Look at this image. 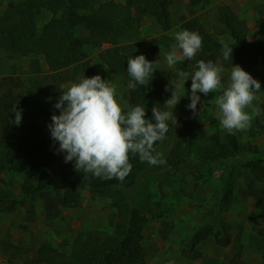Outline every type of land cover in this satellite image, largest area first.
I'll return each instance as SVG.
<instances>
[{
	"label": "trees",
	"instance_id": "trees-1",
	"mask_svg": "<svg viewBox=\"0 0 264 264\" xmlns=\"http://www.w3.org/2000/svg\"><path fill=\"white\" fill-rule=\"evenodd\" d=\"M173 0H113L96 7V0H20L10 1L0 8V49L10 56L43 55L55 82L66 83L72 78L71 64L80 62L81 77L96 75L92 60L86 47H104L99 52L100 60L107 69L119 76L128 90L133 106L141 105L147 109L146 118H152V109H164L168 99L165 89L159 84L158 71L147 87L138 85L136 90L128 88L130 77L127 61L138 55H145L149 61H156L157 49L147 41L140 40L142 17L135 14L138 8L155 19L163 28L173 26L171 5ZM219 22L224 28L214 35L202 32V49L189 62L197 65L208 55L223 58V45L233 48L232 63L248 65L258 60L264 63V38L249 39L246 22L239 18L230 6L219 8ZM43 12L51 13L50 19L39 27L37 21ZM259 20L264 27V0L258 9ZM79 26L86 33L79 36ZM227 35L230 41L220 36ZM137 40L132 56L123 53V41ZM231 60V59H229ZM157 68V66L155 65ZM253 77L264 87V71ZM15 82L0 96V177L5 172H20L27 177L22 185V195L11 196L0 186V214L13 211L20 198H33L45 190H52L63 208L74 205L79 191L87 189L93 200L109 198L115 209L117 222L112 234L107 235L76 259H58V250L50 244H42L32 258L33 264H147L143 244L146 215L134 205L132 194L143 183L145 177L155 171L180 174L185 170L196 169L197 179L204 182L217 178L222 183L218 211L211 212L208 220L194 231L185 241V256L194 258L200 243L213 237L218 244L227 247L232 242L223 213L230 207L234 196L232 163L240 155L259 153L258 147L244 143L233 133H212L201 136V125L197 119H182L178 136L172 144L163 164L151 165L141 162L138 155L130 157L131 172L123 181L96 178L91 173L75 170H55L51 167L54 151L50 131L37 122L26 121L25 97L18 96ZM16 105L22 109V121L13 123ZM261 114L255 115L251 131L264 134V103ZM173 125L162 141H157L155 149L173 135ZM245 166L256 175L264 177V161L254 159ZM28 217L33 210L28 208ZM264 235V229H260ZM242 263L241 250L236 256Z\"/></svg>",
	"mask_w": 264,
	"mask_h": 264
},
{
	"label": "rangeland",
	"instance_id": "rangeland-1",
	"mask_svg": "<svg viewBox=\"0 0 264 264\" xmlns=\"http://www.w3.org/2000/svg\"><path fill=\"white\" fill-rule=\"evenodd\" d=\"M10 1L0 0L3 10ZM110 0H96V7ZM125 2L126 0H113ZM263 0H173L171 18L173 26L170 30L163 28L153 17L145 13L143 8L135 11L142 17L140 40L147 41L156 47V66L159 84L165 89L168 98L171 97L170 82H175L180 71L189 74L197 70L196 65L189 61L178 62L169 68L166 55L176 43L174 35L178 31H196L199 34L209 32L217 35L224 25L219 22V8L230 6L244 20L249 29V39L264 38V27L259 20L258 9ZM51 17V13L43 12L37 21L42 27ZM86 31L79 26V36ZM223 41H230L227 35L220 36ZM137 40L123 41L120 48L123 53L132 56ZM101 48L86 47L92 60L96 75L109 79L117 85V96L122 104L132 107L128 90L119 76L111 73L100 60ZM205 62L212 61L224 67L223 85L229 82L231 60H224L214 55H208ZM235 65V64H233ZM252 76L264 71V63L258 60L241 66ZM80 62L71 64L72 78L69 82H55L52 79L45 57L30 54L28 56L14 55L0 49V96L19 82L14 91L27 100L26 121L37 122L46 127L51 123L52 115L59 114L54 108L61 91H66L72 83H78ZM191 78L180 90V102L173 109L178 124L173 125V135L163 141L156 152L165 160L168 152L178 136L182 119H197L201 125V136L212 133H229L223 129L218 119L219 110L215 97L221 90L201 97L204 110L194 114L187 107L190 104ZM168 88L169 90H166ZM258 99L249 108H260L264 103V87L256 93ZM255 113H252V121ZM241 142L256 145L259 153L243 154L232 163L234 196L230 207L223 213L224 222L232 236V242L224 247L210 237L199 244L194 258L185 256L184 243L209 218L211 212L218 211L222 183L217 178L206 182L197 179L196 169L185 170L180 174L155 171L148 174L143 183L132 194L135 206L146 215L148 221L144 230V247L147 264H237V255L241 250V264H264V177L256 175L245 166V163L262 159L264 161V134H253L251 126L243 131H234ZM54 151L51 167L55 170H75V161L65 163L64 152H57L58 142L52 143ZM27 177L16 171H8L0 177V186L11 196L22 195V185ZM28 208L34 214L28 217ZM117 222L115 209L109 198L93 200L87 189L81 190L76 196L74 205L63 208L52 190H45L37 196L27 199L20 198L16 208L11 212L0 214V253L4 254L13 264H33L32 258L39 246L50 244L58 250V259H76L85 254L89 248L104 237L112 234ZM37 264V263H36Z\"/></svg>",
	"mask_w": 264,
	"mask_h": 264
},
{
	"label": "clouds",
	"instance_id": "clouds-1",
	"mask_svg": "<svg viewBox=\"0 0 264 264\" xmlns=\"http://www.w3.org/2000/svg\"><path fill=\"white\" fill-rule=\"evenodd\" d=\"M176 41L166 55L168 67L178 62L193 60L202 49V37L196 31L182 30L174 35ZM223 59L232 61L233 48L223 45ZM156 61H149L141 54L127 61V73L131 78L128 88L147 87L156 71ZM197 70L189 74L176 73L178 79L170 82L171 97L164 103V109H152V118H146L147 109L136 105L128 107L117 96V85L97 74L88 78L83 76L78 83H72L66 91H61L54 108L59 114H53L48 125L51 137L58 142L57 152H64L65 163L75 161L74 168L84 174L91 173L96 178L117 179L123 181L131 172L130 157L138 155L141 162L151 165L163 164L161 154L156 152L155 144L162 141L169 131V122L178 124L173 109L185 95L180 90L191 78L189 109L197 114L204 110L198 93L207 96L221 90L215 97L218 107V119L223 129L229 133L243 131L251 126L252 113L259 116V108H249L257 100L256 93L261 83L240 65H233L229 82L222 83L225 69L212 61L199 60ZM166 90H169L166 88ZM15 119L22 121V109L13 107Z\"/></svg>",
	"mask_w": 264,
	"mask_h": 264
},
{
	"label": "built area",
	"instance_id": "built-area-1",
	"mask_svg": "<svg viewBox=\"0 0 264 264\" xmlns=\"http://www.w3.org/2000/svg\"><path fill=\"white\" fill-rule=\"evenodd\" d=\"M0 264H13L9 259L2 253H0Z\"/></svg>",
	"mask_w": 264,
	"mask_h": 264
},
{
	"label": "crops",
	"instance_id": "crops-1",
	"mask_svg": "<svg viewBox=\"0 0 264 264\" xmlns=\"http://www.w3.org/2000/svg\"><path fill=\"white\" fill-rule=\"evenodd\" d=\"M90 249V248H89Z\"/></svg>",
	"mask_w": 264,
	"mask_h": 264
}]
</instances>
